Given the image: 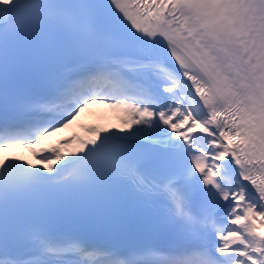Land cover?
<instances>
[{
    "label": "snow or ice",
    "instance_id": "obj_1",
    "mask_svg": "<svg viewBox=\"0 0 264 264\" xmlns=\"http://www.w3.org/2000/svg\"><path fill=\"white\" fill-rule=\"evenodd\" d=\"M258 226L264 0H0V264H264Z\"/></svg>",
    "mask_w": 264,
    "mask_h": 264
},
{
    "label": "bare ground",
    "instance_id": "obj_2",
    "mask_svg": "<svg viewBox=\"0 0 264 264\" xmlns=\"http://www.w3.org/2000/svg\"><path fill=\"white\" fill-rule=\"evenodd\" d=\"M106 107L111 109V110L110 109H106V110H110L111 113H113V112H115L117 110V109H114V108L109 107L107 104H106ZM110 111H108V112H110ZM86 112H89V111H86ZM84 120H85V118H84ZM72 128H71V130H72ZM258 231H260L261 233H264V227H259L258 226Z\"/></svg>",
    "mask_w": 264,
    "mask_h": 264
}]
</instances>
